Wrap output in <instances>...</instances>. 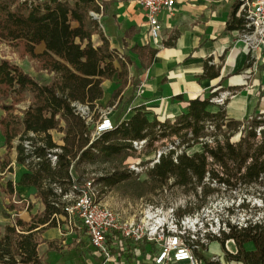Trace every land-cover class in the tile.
Here are the masks:
<instances>
[{
    "label": "trees",
    "instance_id": "obj_1",
    "mask_svg": "<svg viewBox=\"0 0 264 264\" xmlns=\"http://www.w3.org/2000/svg\"><path fill=\"white\" fill-rule=\"evenodd\" d=\"M111 2L113 0H0V43L11 46L21 58L28 57L38 70L52 73L51 80H41L18 64L0 58V109L4 112L0 116V135L6 149L5 163L0 161L1 169L8 163L7 157L13 147L17 152L16 163L23 164L22 145H13L16 138L32 131L41 136L39 140L43 144L36 147L42 160L29 167L18 181L20 185L36 188L35 197L41 201L42 209L33 213L34 205L16 194V201H13L11 180L1 188L9 197L1 215L12 222L0 233V264H50L38 253L41 243L52 246L51 240L43 238L42 234L47 229L59 227L64 222L61 217L65 216L53 184L66 190L71 181V165L76 171L84 163L95 162L114 165L94 179L103 189L123 182H137V174L122 164L126 156L136 151L132 146L134 140L145 139L146 148L156 142L170 141V147L162 151L158 161L146 170L145 179L137 184L146 187L148 192L169 180L184 188L197 199L198 205L179 208L176 210L178 215L200 209L222 188L232 191L243 186L248 191L261 187L257 196L264 202V112L257 109L258 102L247 119L229 117L225 108L229 97L222 105L212 100L223 91L234 94L239 89L222 87L226 77H221L205 96L186 100L185 110L173 118L159 120L155 115L149 118L143 104L131 108L132 113L125 118L138 89L129 78L128 66L133 65L135 72L139 68H150L157 49L148 43L127 47L124 39L134 33L132 26L126 27L120 38L126 52L110 46L99 20L92 13L104 15L105 6ZM238 7L235 0L225 32L245 29L244 17L236 15ZM94 35H97L98 43L92 41ZM174 38L169 37L162 44L171 46ZM39 45L44 48L36 52ZM132 54L136 56L137 64L132 60ZM212 60V57L204 60L203 72L198 78L220 76L223 55L218 64ZM251 63L248 56L244 67H250ZM114 76L119 83L111 92L109 103L113 104L128 84L131 87L112 116V129L91 140L90 125L74 113L71 103H86L94 109L103 96L102 83ZM27 94L31 96L29 106L22 116L15 115V106ZM175 98L183 99L180 94ZM52 130L63 133L62 144L53 141ZM235 134H239V138L232 141ZM196 145L200 149L188 154L187 150ZM57 147L61 151L54 153L56 161L53 165L46 156V149ZM21 210L29 212L28 220L19 216ZM244 221L239 227L228 223L229 231L223 233L224 240H216L221 244L227 239L234 241L237 250L235 254H228L230 260L241 264H264V219L247 218ZM81 232L85 234V230ZM247 242L254 244V250H245L243 245ZM75 246L72 256L78 264H98V260L90 256L88 241L79 239ZM205 264L217 262L207 260Z\"/></svg>",
    "mask_w": 264,
    "mask_h": 264
},
{
    "label": "crops",
    "instance_id": "obj_2",
    "mask_svg": "<svg viewBox=\"0 0 264 264\" xmlns=\"http://www.w3.org/2000/svg\"><path fill=\"white\" fill-rule=\"evenodd\" d=\"M234 1L175 0V6L171 13H163L161 16L162 42L169 37H175L171 46H164L162 42L153 44L148 35L144 11L135 0H113L108 7L105 6L102 30L112 48L126 52V48L121 46L120 38H123L124 29L132 26L134 33L124 39L127 47L135 43L141 45L148 43L157 49L150 68H139L135 72L134 66L129 65L133 68L132 80L143 92L139 95L136 94L132 99L125 118L132 113L131 108L141 104L148 111L149 118L154 115L159 120L173 118L185 110L186 100L196 96H205L221 77H226L222 87H239L226 101L225 108L229 117L238 120L247 119L258 102L257 109L264 112V47L258 50L255 64L251 70H248L244 65L249 54L239 38V32L237 30L224 31ZM92 41L98 43L97 35L92 36ZM43 48V45L37 46L36 52H41ZM222 55L223 62L218 78H198V75L203 72L204 60L207 57H212L213 63L218 64L219 57ZM131 58L136 64L138 63L134 54L131 55ZM18 65L27 72L23 64L18 63ZM118 83L119 80L115 76L102 83L103 96L96 102L97 107L98 104L109 101L111 92ZM130 87L131 85L128 84L117 100L113 102L118 104L116 108L120 106L121 99L126 97L125 94L127 95ZM179 94L182 95V100L175 98ZM3 114L0 109V116ZM60 133L61 137L57 142L52 138L58 145L62 144L63 133ZM15 144L14 140L13 145ZM11 150L6 166L3 169L0 166V175H2L0 192L5 195L8 202V195L1 188H5L6 182L11 180L14 187L12 200L16 201L15 194L22 200H27L26 196L32 197L36 194V188L18 184L20 176L28 170L22 164L15 163L17 155L15 147ZM5 152L4 138L0 135V161L2 163H5ZM21 211H19V216L28 220L29 213H21ZM61 218L63 219V216ZM1 219L4 220V218ZM9 223L11 222L4 224ZM59 231L57 227L47 229L42 237L46 239H49L50 236L57 237ZM224 243L221 244L216 239H210L201 255L202 263L205 264V261L210 260L217 264H241L228 258V254H232L229 251L237 250L234 241L227 240L226 245L229 250ZM243 246L247 251L254 250L252 242L244 243Z\"/></svg>",
    "mask_w": 264,
    "mask_h": 264
},
{
    "label": "built area",
    "instance_id": "obj_3",
    "mask_svg": "<svg viewBox=\"0 0 264 264\" xmlns=\"http://www.w3.org/2000/svg\"><path fill=\"white\" fill-rule=\"evenodd\" d=\"M239 3L237 16L245 19V29L239 32L250 60L251 70L255 64L258 50L264 47V0H236ZM144 11L148 35L153 44L162 42L161 16L171 13L175 0H135ZM102 8V6H101ZM102 27L103 15L94 14ZM122 52V51H121ZM143 91L137 89L139 95ZM231 96L223 91L214 97L213 102L222 105ZM113 103L104 110H98V118L93 121V109L80 102H72L74 113L90 125V139L112 129V115L117 107ZM97 107V106H96ZM93 123V125H91ZM40 135L32 131L16 138L15 143L23 148V166L28 170L42 160L36 147L42 146ZM145 139L132 141L136 151L144 148ZM59 147L46 149V156L54 165ZM161 150H157L149 163H130L127 168L135 174L146 172L158 161ZM73 165L69 168L70 184L66 190L53 184L54 192L61 199V208L65 213L63 220L71 230H85L90 245V256L98 264H203L201 255L210 239L221 238L228 233V223L218 218H208L209 205L183 215H178L177 207L148 204L133 214L114 209L101 201V193L93 178H79L73 174ZM228 240V239H227ZM225 240V247L227 248ZM228 249V248H227ZM229 250V249H228ZM235 254L236 251L232 252ZM199 255V256H198Z\"/></svg>",
    "mask_w": 264,
    "mask_h": 264
},
{
    "label": "rangeland",
    "instance_id": "obj_4",
    "mask_svg": "<svg viewBox=\"0 0 264 264\" xmlns=\"http://www.w3.org/2000/svg\"><path fill=\"white\" fill-rule=\"evenodd\" d=\"M0 58L8 59L17 64H23L25 70H27V72L33 77H38L39 79L46 81H49L52 78V73H49L46 70H38L35 62L30 60L28 57L21 58L16 51L6 43H0ZM128 72L129 78L132 79V66H128ZM125 96L127 95L125 94ZM30 102L31 96L30 94H27L26 98L15 106L14 114L22 116ZM111 105L112 103H109V101L98 104V107L93 109V121L95 122L98 118V110H104L106 107H110ZM91 125H93V123H91ZM51 136L57 142L61 137V133L58 131H52ZM238 138L239 134H235L232 137V141H237ZM170 145V141L168 140L156 142L151 148L144 147L141 151H135L126 156L123 159L122 164L127 168V165L130 163H149L152 161V157L155 155L157 150L163 151L167 147H170ZM197 149H200L198 145L188 149L187 153L191 154ZM112 167H114L112 163H84L80 166L79 170H74L73 174L79 176L80 178L87 177L95 179L102 173L110 171ZM11 171L13 172V169H11ZM1 177L2 175H0V178ZM144 179L145 172L143 171L137 175V182L143 181ZM137 182H123L114 187H107L103 189L100 184L95 181L101 193V201L114 209L124 211L126 214H133L148 204L162 206L164 209L170 205H174L177 207V210L179 208H184L187 205H189V207H196L198 205L196 198L192 197L189 193L187 194L184 191V188L173 185L172 180H169L162 186H156L152 192L146 191L147 188L137 184ZM242 187L243 186L232 191H226L222 188L209 197L205 203L210 206L208 218H218L221 224L222 221H225L231 225H237V227L244 225V220L247 218L250 220L264 219V202H262V200L257 196V191H261L262 188L254 187L252 189L249 188L248 191H246ZM139 193H142V195L138 196ZM26 199L34 205L32 212L42 209V203L35 197V195L32 197L26 196ZM6 202L7 200L5 199V195L0 192V233L3 231V227L5 226L4 223L12 222V219L1 216V210L4 209ZM243 204H245V206L242 207ZM24 212L27 211H21V213ZM1 218H4V220ZM61 220L63 221L62 218ZM57 228L60 230L57 237H49V240L52 242V246H50L47 242L41 243L38 247L39 255L43 261H47L50 264H78V261L74 258V256H72L73 250L74 247H76L75 244L77 243V239H79V237L87 243L86 235L81 231L78 232L74 229L71 230L65 223H61ZM221 238L224 240L223 235ZM82 250L84 249L82 248Z\"/></svg>",
    "mask_w": 264,
    "mask_h": 264
}]
</instances>
